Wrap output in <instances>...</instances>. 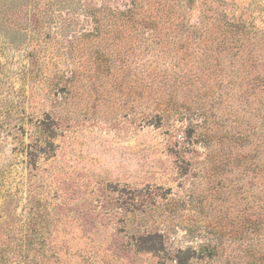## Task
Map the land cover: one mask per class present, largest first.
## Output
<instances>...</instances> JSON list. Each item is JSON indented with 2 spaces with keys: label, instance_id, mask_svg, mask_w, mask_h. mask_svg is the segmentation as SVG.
<instances>
[{
  "label": "rangeland",
  "instance_id": "1",
  "mask_svg": "<svg viewBox=\"0 0 264 264\" xmlns=\"http://www.w3.org/2000/svg\"><path fill=\"white\" fill-rule=\"evenodd\" d=\"M158 1L0 0V264H264V0Z\"/></svg>",
  "mask_w": 264,
  "mask_h": 264
},
{
  "label": "trees",
  "instance_id": "2",
  "mask_svg": "<svg viewBox=\"0 0 264 264\" xmlns=\"http://www.w3.org/2000/svg\"><path fill=\"white\" fill-rule=\"evenodd\" d=\"M130 5L128 12L132 13L134 12L136 8V1L137 0H130ZM192 0H159L158 5L155 6L153 4H149V24L154 25H165V24H172L176 23L177 25H183L185 23V17L181 16L180 14H176L175 16H172V13L175 10L176 7L179 6H186L187 3H190ZM170 7V10H169ZM161 11V13H160ZM223 32H231L232 34H237L240 32H243L244 29L242 27V24H233L229 21H224L222 25ZM238 39L241 38L237 37Z\"/></svg>",
  "mask_w": 264,
  "mask_h": 264
}]
</instances>
